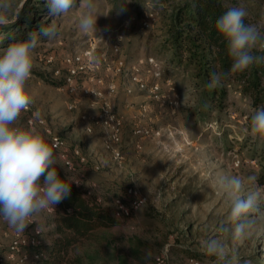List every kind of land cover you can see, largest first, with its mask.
<instances>
[{
	"label": "rangeland",
	"instance_id": "1",
	"mask_svg": "<svg viewBox=\"0 0 264 264\" xmlns=\"http://www.w3.org/2000/svg\"><path fill=\"white\" fill-rule=\"evenodd\" d=\"M18 2L28 12L38 15L39 26L31 29L16 20L15 24L0 28V49L10 41L25 39L29 33L39 34L41 28L51 25H55L59 33L54 40L40 36L29 81L34 102L28 112L43 119V126L49 132L42 125L28 126L26 112L21 115L20 126L35 128L48 143L51 134L60 135L68 149H79L85 158L81 167L87 169L84 173L88 177L85 181L87 193L95 195L101 206L112 211L113 197L129 203L126 193L129 187L135 188L146 202L126 217H115L116 224L98 229L92 238L80 240L70 254H78L82 264H188L190 259L198 264H264V215L256 217L246 238L233 239L229 231H221L222 226L232 228L234 224L229 223L228 217L231 201L222 196V190L218 188L219 177L238 176L244 182L241 194L255 191L261 201L260 208L264 210V185H259L256 180L264 141L253 138L250 133L255 109L235 83L228 85L224 108H214L202 97L200 80L193 77L184 62L172 59L167 33L171 2L95 0L96 11L101 14L97 17L100 31L95 36L103 33L104 42L96 40L91 32L83 33L79 29L81 7L53 18L47 14L46 0ZM231 2L236 6L243 5L253 25L264 29V1ZM147 11L155 14V20L144 27L140 20ZM115 31L122 33L117 54L110 50L106 38L108 33L112 35ZM94 39L97 57L104 53L108 59L120 57L124 61L122 71L111 75L116 86L110 96L115 111L123 120L119 144L123 158L120 163L104 148L103 129L94 126L91 132H86L81 127L80 112L96 110L99 102L92 103L95 99L81 97L78 93L75 106L68 109L67 103L75 97L68 95L61 82L52 76V67L38 59L48 53L59 59ZM148 57H153L159 66L161 93H166V80L178 91L177 107L149 97L148 87L153 76ZM131 75H137L145 87L138 89L131 81ZM82 80L84 84L93 83L88 78ZM106 82H102L101 89L106 88ZM142 106L146 108L144 112ZM135 122L146 126L149 134H135ZM72 159L79 164L75 156ZM249 177L255 179L250 181ZM37 219L46 225V231L40 235L41 244L28 251H42L43 258L36 263L39 264L52 239V226L51 215L46 212ZM35 226L29 225L24 234L29 235ZM3 230L4 233L0 232L2 253L15 232L5 222ZM211 237L224 245L227 260L218 261L206 253L204 243Z\"/></svg>",
	"mask_w": 264,
	"mask_h": 264
},
{
	"label": "clouds",
	"instance_id": "2",
	"mask_svg": "<svg viewBox=\"0 0 264 264\" xmlns=\"http://www.w3.org/2000/svg\"><path fill=\"white\" fill-rule=\"evenodd\" d=\"M45 7L48 16L53 18L81 7L79 29L103 41L102 37L95 36L100 31L97 17L101 15L96 11L95 0H46ZM22 12L23 6L18 0H0V27L19 20ZM247 15L243 5L232 6L215 21V28L232 60L230 72L264 65V31L246 23ZM58 34L57 27L51 25L41 28L39 34L29 33L25 39L10 41L0 49V219L17 234H23L31 224L36 225L38 235L46 231V225L37 217L54 210L55 205L70 196L71 184L79 183L74 175L60 177L58 167L73 171L59 163L54 147L41 132L19 124L22 113L34 102L29 81L40 36L54 40ZM258 47L260 55L254 54ZM92 59L99 63L98 57ZM226 75L212 72L208 87L220 86ZM250 133L253 138L264 141V106L256 108L252 114ZM254 179L249 177L250 181ZM218 188L222 190L221 195L231 201L228 217L229 223L234 224L232 228L222 226L221 231H229L235 240L246 238L256 217L264 215L258 195L255 191L242 195L244 182L235 175L219 177ZM144 204L146 202L141 200L138 207ZM204 247L209 256H215L218 261L227 260L224 245L216 238L206 239Z\"/></svg>",
	"mask_w": 264,
	"mask_h": 264
},
{
	"label": "trees",
	"instance_id": "3",
	"mask_svg": "<svg viewBox=\"0 0 264 264\" xmlns=\"http://www.w3.org/2000/svg\"><path fill=\"white\" fill-rule=\"evenodd\" d=\"M167 2H171L167 33L172 59L175 58L179 63L184 62V66L192 71L193 77L200 80L202 97L207 103L222 110L228 94V85L235 83L239 86L240 92L248 97L253 109L264 106V65H253L243 72H230L232 60L215 28L216 19L229 7L236 5L231 0H167ZM37 16L23 8L19 20L24 26L32 29L39 26ZM245 22L253 24L247 16ZM259 28L264 31L263 28ZM254 54H262L259 47L254 49ZM212 72L227 75L222 77L220 86L209 88ZM259 157L256 180L259 185H264V151ZM74 164L73 173L66 172L65 168H57L61 178L74 175L79 183L77 186L72 183L70 196L55 205L52 213H46L51 215L52 239L47 243L46 255L39 264H82L78 254L73 256L70 254L74 246L80 240L92 238L98 229L110 227L117 222L110 209L101 206L95 195L87 193L85 181L88 177L84 175L87 169L81 167L82 163Z\"/></svg>",
	"mask_w": 264,
	"mask_h": 264
},
{
	"label": "built area",
	"instance_id": "4",
	"mask_svg": "<svg viewBox=\"0 0 264 264\" xmlns=\"http://www.w3.org/2000/svg\"><path fill=\"white\" fill-rule=\"evenodd\" d=\"M155 20V14L152 11L144 12L140 23L144 27H148ZM99 37H103V33ZM97 37V38H99ZM109 40L110 50L117 54L120 49V41L122 39V33L115 31L112 35L108 33L106 36ZM97 40V39H96ZM97 44L95 39L88 45L83 46L79 50H74L70 53L64 54L61 58H56L53 53L41 55L38 59L44 64L51 66V74L54 78L61 82L62 89L70 96L75 98L67 103V108L72 109L75 106L76 97L78 93L81 97H92L99 102L98 108L92 112L82 111L79 114V121L81 127L86 132H91L92 127H99L104 131L103 145L104 148L110 153L111 157L118 163L121 162L123 156L119 149L121 141V128L123 125L122 116L115 111L114 105L110 100L111 94L115 91V84L111 78L112 74H117L122 71L124 61L120 57L108 59L104 53H101L98 57L99 63L94 62L93 56H96ZM147 62L151 66V73L153 81L148 87L149 97L159 100L161 103L167 101L170 107L175 108L178 106L179 94L175 89L173 83L169 80L165 81L166 93L163 94L160 91V70L153 57H148ZM111 64H113L111 66ZM103 68V72L100 74V69ZM111 70V72H110ZM137 70V69H135ZM84 78H88V81L93 83H85ZM106 82V88L101 89L102 82ZM131 81L138 89H143L145 83L137 76L131 75ZM79 83H82L79 86ZM127 92H130L129 88H126ZM145 107H141V111L144 112ZM26 112L25 123L28 126L42 125L43 119L36 118L33 113ZM136 118V116H134ZM44 127V126H43ZM45 128V127H44ZM46 132H49L45 128ZM133 132L140 135H148L149 129L141 124L135 122ZM60 161L63 165H66L75 171V164L72 156H75L79 163H83L85 158L81 155L79 149L74 148L70 151L68 149L65 139L57 134L50 135L49 141ZM82 175V174H81ZM78 183H75L77 186ZM126 193L129 196V203H125L120 197H113L112 213L115 217L121 218L128 216L134 209L137 208L142 198L139 196L138 191L129 187L126 189ZM46 213H52L53 210L45 211ZM4 221L0 219V232L3 230ZM36 226L29 231V235L17 234L14 232L8 243L4 253L0 255V264H36L43 258L42 251L30 252L28 249L36 248L41 244L40 235L35 232ZM160 260L158 259V262ZM190 261V262H189ZM188 264H198L193 259H190Z\"/></svg>",
	"mask_w": 264,
	"mask_h": 264
},
{
	"label": "crops",
	"instance_id": "5",
	"mask_svg": "<svg viewBox=\"0 0 264 264\" xmlns=\"http://www.w3.org/2000/svg\"><path fill=\"white\" fill-rule=\"evenodd\" d=\"M71 151V150H70Z\"/></svg>",
	"mask_w": 264,
	"mask_h": 264
}]
</instances>
